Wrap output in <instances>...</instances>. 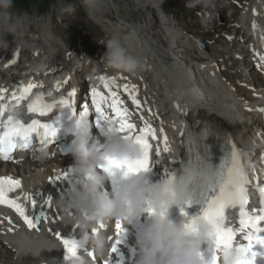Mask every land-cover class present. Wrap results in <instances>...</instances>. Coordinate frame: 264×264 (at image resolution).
<instances>
[{
    "label": "clouds",
    "instance_id": "obj_1",
    "mask_svg": "<svg viewBox=\"0 0 264 264\" xmlns=\"http://www.w3.org/2000/svg\"><path fill=\"white\" fill-rule=\"evenodd\" d=\"M86 4L90 5L91 0H86ZM11 6L12 0H0V9L3 10L0 19L6 26L9 21L7 10ZM106 48L104 59L109 67L125 72H135L140 67V62L127 53L118 39H110ZM0 106L9 113L17 111L15 103L0 102ZM103 127V142L93 136L89 117L77 118L71 128L75 135L71 152L76 179L58 202V207L64 213L65 222L79 230L80 247H90L105 256L109 252V238L102 231L92 230L112 221L131 225L151 207L156 210L155 218L138 241L140 255L136 264H202V245L214 237L216 226H223L224 221H217L214 226L199 218L193 230L188 231L171 218L170 210L192 197L193 185L213 183L216 179L214 172L189 166L173 179L167 177L157 182L145 181L140 175L122 176L114 191L109 193L104 186L110 176L101 169L106 158L138 160L143 158V150L134 138H126L111 119H106ZM162 210L163 215L160 214ZM238 258L233 247L220 249L221 264H237ZM72 264L89 262L84 254L79 253Z\"/></svg>",
    "mask_w": 264,
    "mask_h": 264
},
{
    "label": "snow or ice",
    "instance_id": "obj_2",
    "mask_svg": "<svg viewBox=\"0 0 264 264\" xmlns=\"http://www.w3.org/2000/svg\"><path fill=\"white\" fill-rule=\"evenodd\" d=\"M255 27V24H254ZM19 55L18 53L16 54ZM264 60V57H261ZM15 63V60L12 61ZM104 87L108 89V95L100 91L98 88L91 89V100L83 102L80 109L76 103V89L73 87L71 91L67 92V96L57 95L45 97L43 93V86L35 83L28 85H20L17 91L11 93L10 101H14L17 111L7 112L4 107L0 106V159L10 160L12 154L19 150H27L34 146L35 142L41 145L55 144L56 137L59 132L58 121H52L54 111L59 108L70 109L73 115L77 118L89 117L95 113L97 116V124L104 123L106 119H111L116 125L118 130L125 134V137H132L136 143L140 144L143 150V158L138 160L119 159L115 157H107L106 163L101 165V169L109 176L115 177L122 173L123 176L140 175L142 172L149 171L150 153L156 151L162 154L160 143L158 142L157 131L152 123L140 116L143 122L142 127H137L131 119L129 109L124 105L120 99L118 92L113 90L116 85V78L108 79L100 77ZM123 91L129 95L132 103L137 109L142 107L140 99H138V89L135 85L124 84ZM6 88H0V102L5 100ZM91 105V107H90ZM26 107L27 111L33 114L30 123H25L21 117L22 110ZM106 107L110 108L111 115L106 111ZM177 107H179L177 105ZM94 109V112L92 111ZM150 112L151 109H148ZM264 111V109H261ZM161 131H164L161 129ZM227 143L230 145V150L221 161L219 168L214 171L215 181L219 186V194L211 198L207 203L206 209L203 211L202 216L191 218L188 223L184 224L186 230H193L196 219L202 218L207 220L214 226L217 221L225 219V209L230 205L241 206V227L240 232L245 233L246 245H240L238 249L239 258L237 264H253V259L256 253L253 251L255 245H264V209H255L249 211L247 205L249 203L247 197L246 185L252 184L260 188L264 193V181L257 178L256 183L252 182L249 177L248 171L242 160V153L238 146L233 142L232 137L227 138ZM163 152L170 151L168 148L167 134L163 137ZM73 171V170H72ZM168 178L173 179L175 176L166 174ZM68 172L55 176L52 181L67 179ZM17 190L21 189V181L13 179L12 177H0V205H5L14 209L16 213L24 220L29 229L39 230V226L43 223L47 216L38 219L34 216L27 214V209L24 204L18 202L20 200V193ZM15 193L16 197L12 198ZM31 200L32 207H37V201L34 199V194H25ZM49 207L52 206L51 201L46 202ZM150 214L155 215L156 210L149 207L146 209ZM164 214V210L161 211ZM187 215V213H184ZM11 223V220H9ZM105 225L101 224L99 228H104ZM93 232H98L99 229H93ZM116 238L112 244L111 251H117V245L121 242L118 237H121L125 229L120 221H115ZM68 253V259L73 260L78 258L80 243L75 239H64L59 233L56 234ZM237 233L231 228L225 229L223 226H216L214 238L217 242L219 249L222 247H233V242ZM111 239V238H110ZM90 255L95 258L94 253ZM219 259V257H217ZM107 264V261H105Z\"/></svg>",
    "mask_w": 264,
    "mask_h": 264
},
{
    "label": "bare ground",
    "instance_id": "obj_3",
    "mask_svg": "<svg viewBox=\"0 0 264 264\" xmlns=\"http://www.w3.org/2000/svg\"><path fill=\"white\" fill-rule=\"evenodd\" d=\"M144 1H148L150 4L160 7V0ZM142 5L149 7L146 3H143ZM114 6L120 12L118 2H114ZM263 9L264 0H251L249 5L246 6V10L241 17L243 24L245 19H247L246 24L243 27H237L234 29L238 30L239 33H243L241 39L234 38V41L230 40L229 45L219 48L225 56L234 49V52L228 55L230 56L229 65L232 69L225 73L222 72L221 70L223 67L222 65L216 63V58L212 60L207 67L200 69L199 78L202 85L201 91H203L209 99L206 101H200L196 92L190 93L189 97V101L192 103V110L190 112L191 121L197 126L203 120L211 117L212 119L224 123L231 130V136L239 145L240 149L243 151V157L247 160H253V156L249 154V150L257 151L258 145L264 139V130L254 124L255 119L249 115V108H245L243 111L242 107L237 109L239 101H241L243 97L245 98V96H247V92L244 87L250 84L248 82V75L245 71L246 68H243L241 63L243 61H248L249 64L247 69L250 71L252 70L251 74L254 75V79L261 82L264 86V76L259 73L263 69L262 66H264V60H261V57H264ZM205 10L208 12V5H205ZM165 17L170 18L171 16L166 15ZM197 19L199 26L205 29L208 34H213V32L218 31V28H221V24L217 27L214 18L209 14L204 15V13H198ZM72 20L75 21V19ZM162 20L165 21L164 18H162ZM184 25L186 27L194 26L188 22L184 23ZM250 27L254 28L256 36L250 34L248 30ZM123 36L129 37V42L136 41L132 46L133 48H138L137 43H140L141 45L143 44V41L140 39V33L137 30L132 29L130 34ZM237 40L241 41V43L236 42ZM219 41L221 40L219 39ZM145 44L147 43L145 42ZM99 46L100 44L97 41H88L86 44L78 41L70 42L72 50H67L66 59H68V57L73 59L77 58L79 57V51L83 49L92 51L93 47ZM170 46L171 49L175 47L174 43H170ZM147 48L152 49L154 47L148 44ZM0 52L4 55L3 63H6L19 57L23 50L18 49L17 51H13L9 46L2 45V43H0ZM17 53L19 54L18 56L16 55ZM97 53L99 52H93L91 56L96 57L98 56ZM158 56L159 58H162L164 54H159ZM215 56L224 57L221 56L219 51H216ZM137 57L141 58L139 56ZM249 57L250 59H247ZM216 65L220 68V72L214 71V67ZM171 67H177L175 62L172 65H169L167 62L160 59H157V61L154 62L153 72L155 80L161 86L160 93L158 92L157 96L164 99V105L160 106V104L153 102L150 106L153 114L152 116L159 117L160 120L164 121L167 127L166 134H168L171 138L170 145L168 147L170 151L174 148L170 128L172 127L173 118L177 115L178 110L181 109V100L174 89V86L179 79L177 78L178 75L175 71H172ZM218 75L220 76L218 77ZM233 75L238 77V82L232 80V77H234ZM222 78L230 80L227 83L221 81L223 80ZM249 93L251 95L254 94L252 90H250ZM177 105L179 107H177ZM239 121L243 123V126L239 124ZM51 154L54 153L51 152ZM256 158H260V155ZM61 163L62 162L58 161L57 165L49 168L48 165L44 163L36 166V171L31 173V179L29 178V180H27L29 181L28 189L32 191L36 186H43L45 184V180L59 169ZM42 167H45V169ZM3 211L6 210H2L1 212ZM4 215L9 216V220H11L10 223L9 220L4 219L0 213V257L5 258L2 260L6 264H39V261L43 256H48L49 260L54 261L55 256L61 255V250L59 248L50 251L43 250L41 248V245L44 244V242L49 243L51 247H55L56 243L53 239L48 236H39L38 239H35L32 233H20L16 231V219L9 213H5ZM57 218L60 221L63 220V229L65 232L73 233V231H75L73 228L74 225L65 222L62 209L58 211Z\"/></svg>",
    "mask_w": 264,
    "mask_h": 264
},
{
    "label": "rangeland",
    "instance_id": "obj_4",
    "mask_svg": "<svg viewBox=\"0 0 264 264\" xmlns=\"http://www.w3.org/2000/svg\"><path fill=\"white\" fill-rule=\"evenodd\" d=\"M119 2V9L120 12H118V10L114 11L113 7L109 4V16L111 18L116 17L118 20H122V19H128L131 21V18L134 19L136 25H139L142 21H144L146 19V17H150L151 18V11H152V7L154 5L150 4V7L148 8L147 6H143L140 0H117ZM165 1V5L167 6V9L171 12H173L175 14V16L171 15L175 20H178L177 17H182V23L184 22H188L191 20V18L189 17V15L193 16V7L192 4L187 3V1H200V0H164ZM207 3V0H205ZM83 0H66V1H59L58 4H51L48 7H43L45 4H47V0H38L36 2V0H33L32 2V9L31 10H27V13L25 14V16L22 17L23 20L26 24L27 22H30V25H28V27L25 26V28H23V30H25L26 28H29V31H27L26 36L25 37H21L19 38V36L23 31L21 32H15L16 29H13L12 25L13 23H17L16 20L14 19L16 16H22L23 11L20 10H11V12L9 13V21H8V25L5 27H9L10 31L9 33L5 34V38H10L12 35H10L11 33L15 34V38L13 39V42L15 44H23L24 48L26 50H24V61L23 64L26 63H31V61L29 60L32 50L34 48H38L39 50L46 52L45 55H43L44 59L46 58V56L50 53H53V49L49 46H47V39H48V31L47 29H53V30H62L63 29V25H60L61 22H63V24H65L66 28H71V29H75L78 30L80 34H85L87 33V28L84 26V23L86 22L87 25L91 26L92 29V38H93V42L94 41H99V43L101 42V40L106 39V34L104 31H102V34L100 33V31L98 30L97 27H95L92 23L90 22H95V19H91L89 18L90 16L93 15H86V10L85 7H83L81 4L83 3ZM185 2V4H184ZM144 3H149L148 1H144ZM220 3V1H215V0H211L210 3L208 4L210 7V12L213 16H220L219 14V10L223 9L225 14L228 17V11H229V7L227 6L228 4H226L225 6L223 4H220L217 8V5ZM198 5V2H195V5ZM201 6V4H199ZM198 8V7H197ZM200 10V9H199ZM236 10V8H233V13ZM195 13H197V10L194 11ZM222 12V10H221ZM74 18H78V21L75 22H71L72 19ZM196 22V21H194ZM75 23H77L78 25H75ZM216 23V22H215ZM95 24V23H94ZM131 24H133V22H131ZM180 24V23H179ZM190 24H193V22H191ZM27 25V24H26ZM96 25V24H95ZM174 25H176L178 27V22L174 21ZM181 25V24H180ZM217 25V23H216ZM227 25V22H225V24L223 25L224 27ZM97 26V25H96ZM158 27L161 26V23L159 22L157 24ZM218 27V25H217ZM197 30V29H196ZM195 30V31H196ZM26 31V30H25ZM194 31V33H195ZM78 33H75L73 35L74 38H77ZM91 35V34H89ZM162 35V32H159L158 34H156V36ZM212 36V38H214V36H220L217 33L214 34H208ZM45 36L47 39H45ZM57 36L60 37V34L57 33ZM200 36L205 37V34L200 33ZM80 38V37H78ZM210 40V44L211 45V50H209V52L211 54H215V50L220 48V45H215L212 44L211 42H213V39H209ZM10 44V43H9ZM101 44V43H100ZM188 48H190L191 50H194V46L192 45H188ZM59 53L55 54V58H49L47 61L45 62H50V61H55L57 59H61L64 58L63 54L60 53V57L58 58L57 55ZM1 55V52H0ZM195 56H200L199 54H195ZM243 63H245L243 61ZM0 65H4L1 61H0ZM230 66V65H229ZM232 69L231 67L228 68V70ZM1 73V72H0ZM234 80L236 79V76L233 78Z\"/></svg>",
    "mask_w": 264,
    "mask_h": 264
},
{
    "label": "trees",
    "instance_id": "obj_5",
    "mask_svg": "<svg viewBox=\"0 0 264 264\" xmlns=\"http://www.w3.org/2000/svg\"><path fill=\"white\" fill-rule=\"evenodd\" d=\"M30 1L31 0H12V6L16 5L20 8H30ZM49 2V0H47V3Z\"/></svg>",
    "mask_w": 264,
    "mask_h": 264
}]
</instances>
